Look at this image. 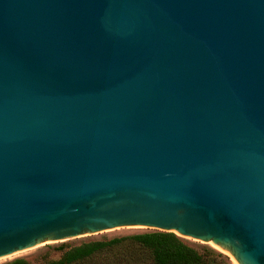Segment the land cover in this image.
<instances>
[{
  "label": "water",
  "instance_id": "water-1",
  "mask_svg": "<svg viewBox=\"0 0 264 264\" xmlns=\"http://www.w3.org/2000/svg\"><path fill=\"white\" fill-rule=\"evenodd\" d=\"M127 228L264 264V0H0V260Z\"/></svg>",
  "mask_w": 264,
  "mask_h": 264
},
{
  "label": "trees",
  "instance_id": "trees-1",
  "mask_svg": "<svg viewBox=\"0 0 264 264\" xmlns=\"http://www.w3.org/2000/svg\"><path fill=\"white\" fill-rule=\"evenodd\" d=\"M116 245H122L117 250ZM46 264H232L211 248H196L175 233L153 231L111 241H94L66 249ZM11 264H28L22 259Z\"/></svg>",
  "mask_w": 264,
  "mask_h": 264
},
{
  "label": "rangeland",
  "instance_id": "rangeland-1",
  "mask_svg": "<svg viewBox=\"0 0 264 264\" xmlns=\"http://www.w3.org/2000/svg\"><path fill=\"white\" fill-rule=\"evenodd\" d=\"M149 232H153V231L127 228V229H123V230H119V231H115V232H111V233H107V234H103V235H99V236H95L91 238H86V239H82V240H78V241H74V242H70V243H66L62 245L45 243L38 251L0 260V264H11L15 260H18V259H22L26 261L28 264H46L50 259L57 260L61 257L63 251L59 250V248L62 246H65V248L68 249V248L79 246L81 244L88 243V242H94V241L107 242V241H111L114 239H121V238L131 237L134 235L149 233ZM183 239L186 240L187 243H189L190 245L196 248H211L225 255L222 251H220L213 244L201 247L185 238ZM116 246H117L116 248H118L117 250H122V247H121L122 245H116ZM230 262L232 264H235L232 260H230Z\"/></svg>",
  "mask_w": 264,
  "mask_h": 264
}]
</instances>
